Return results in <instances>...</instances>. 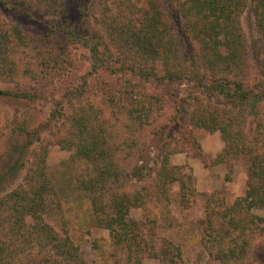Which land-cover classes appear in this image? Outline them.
Wrapping results in <instances>:
<instances>
[{"label":"rangeland","instance_id":"374dc122","mask_svg":"<svg viewBox=\"0 0 264 264\" xmlns=\"http://www.w3.org/2000/svg\"><path fill=\"white\" fill-rule=\"evenodd\" d=\"M62 3L54 13L33 8L40 20L23 8L0 6V29L17 28L27 38L26 44L10 45V66L16 74L0 82V89L13 93L0 97V167L14 163L19 155L15 149L34 141L23 155L24 170L9 176L0 197L27 185L28 176L43 168L49 188L47 220L58 234L70 238L76 257L68 261L29 234L6 236L3 211L0 246L11 242L14 264H264V209H248L244 202L239 208L234 205L247 194L249 156L224 154L220 131L199 128L193 143L187 136L191 126L186 111L218 109L222 101L191 82L140 74L103 28L105 0ZM165 3L173 9L171 0ZM241 25L248 47L246 89L264 92V37L251 2ZM65 26L97 46L113 75L106 69L90 73V50ZM156 73L164 75L160 64ZM68 85L75 91L66 92ZM78 111L103 125L112 155L107 164L119 170V177L108 181L106 197L123 192L138 198L129 215L139 223L129 248L117 245L112 232L98 225L91 198L77 188L76 179L95 177L99 168L73 161L69 142ZM234 119L236 128H242L243 118ZM246 122V141L256 144L259 138L250 118ZM23 124L29 126L25 133L20 130ZM166 156L179 172L193 178L196 194L189 202L183 203L179 182L157 180Z\"/></svg>","mask_w":264,"mask_h":264},{"label":"trees","instance_id":"16d2710c","mask_svg":"<svg viewBox=\"0 0 264 264\" xmlns=\"http://www.w3.org/2000/svg\"><path fill=\"white\" fill-rule=\"evenodd\" d=\"M171 1L174 6L168 10L166 0H105L103 28L124 53V58L137 65L136 70L140 74L154 76L160 81L191 82L194 88L206 90L222 101L223 107L218 109L210 110L208 107L205 111H186L191 126L187 136L193 143L199 128L220 131L226 144L224 154L248 155L250 181L247 194L234 205L239 208L244 202L248 209H264V92L246 89L248 47L241 25V16L251 2L257 29L264 37V0ZM9 4L12 9L19 11L23 8L26 15L40 20L33 8L54 13L63 3L62 0H0L2 7ZM24 6L30 10H25ZM64 29L90 50L93 61L91 74L97 75L100 69H106L108 75H113L109 65L99 57L96 45H91L76 30L66 26ZM26 39L17 28L0 29V82L16 74L15 68L10 66V45L24 44ZM158 64L164 69L161 77L156 73ZM73 91L75 87L68 85L66 92ZM1 96H13V93L0 89ZM237 115L243 118L242 128H236L234 123ZM248 118L259 138L253 145L247 143L244 133L243 126ZM72 120L76 129L69 142V148L74 149L73 161L84 160L99 166L95 177L76 179L77 188L91 198L92 214L98 225L112 232L117 245L129 248L139 224L129 219V215L131 208L139 205L138 198L123 192L106 197L104 192L108 181L118 178L119 170L117 166L107 164L112 155L103 125L79 111L73 114ZM28 127L23 124L20 130L25 133ZM29 141L15 149L19 155L14 163L0 167V196L10 182L9 176L24 170L23 155L26 147L34 142L33 139ZM45 162H41L43 167ZM45 174L41 168L28 176L27 185H20L9 195L0 197V212H6L0 226L6 236L17 238L29 234L45 248H51L70 261L76 257V248L67 235L58 234L47 220L49 188ZM156 175L157 180L165 184H181L183 203L189 202L190 197L196 194L193 178L179 172L167 156L162 159L161 169ZM260 220L264 221V217ZM11 246V242L0 246V264H14ZM231 254L234 256L235 253L232 251Z\"/></svg>","mask_w":264,"mask_h":264}]
</instances>
